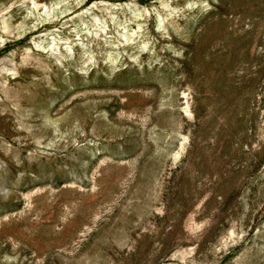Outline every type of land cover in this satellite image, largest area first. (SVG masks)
Returning a JSON list of instances; mask_svg holds the SVG:
<instances>
[{
  "label": "rangeland",
  "instance_id": "obj_1",
  "mask_svg": "<svg viewBox=\"0 0 264 264\" xmlns=\"http://www.w3.org/2000/svg\"><path fill=\"white\" fill-rule=\"evenodd\" d=\"M0 264H264V0H0Z\"/></svg>",
  "mask_w": 264,
  "mask_h": 264
},
{
  "label": "bare ground",
  "instance_id": "obj_2",
  "mask_svg": "<svg viewBox=\"0 0 264 264\" xmlns=\"http://www.w3.org/2000/svg\"><path fill=\"white\" fill-rule=\"evenodd\" d=\"M33 2H34V1H33ZM35 4H36V3H35ZM37 5H38V4H37ZM37 5H36V6H37Z\"/></svg>",
  "mask_w": 264,
  "mask_h": 264
}]
</instances>
